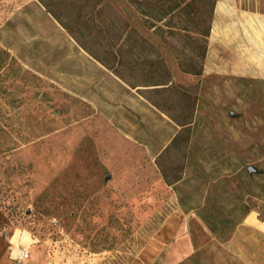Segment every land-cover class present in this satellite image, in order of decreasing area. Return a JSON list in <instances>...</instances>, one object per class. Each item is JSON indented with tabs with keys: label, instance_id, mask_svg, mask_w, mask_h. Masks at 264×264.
<instances>
[{
	"label": "rangeland",
	"instance_id": "1",
	"mask_svg": "<svg viewBox=\"0 0 264 264\" xmlns=\"http://www.w3.org/2000/svg\"><path fill=\"white\" fill-rule=\"evenodd\" d=\"M38 1L0 0V264H264V0H216L200 75L104 0L169 70L135 88Z\"/></svg>",
	"mask_w": 264,
	"mask_h": 264
},
{
	"label": "trees",
	"instance_id": "2",
	"mask_svg": "<svg viewBox=\"0 0 264 264\" xmlns=\"http://www.w3.org/2000/svg\"><path fill=\"white\" fill-rule=\"evenodd\" d=\"M126 1L140 16L144 27L152 30L174 52L182 72L193 75L202 73L216 0ZM38 2L82 49L124 86L135 88L172 85L169 70L159 51L104 0ZM82 37L94 41L97 48L101 47L103 61L98 53H92L91 44L87 45ZM134 67L142 68L144 76L149 80L145 83H131L126 77L127 70ZM177 124L180 127L189 125L184 122ZM176 138L177 135L172 139V144ZM179 180L180 177L173 182ZM249 211V206L244 209V213Z\"/></svg>",
	"mask_w": 264,
	"mask_h": 264
},
{
	"label": "built area",
	"instance_id": "3",
	"mask_svg": "<svg viewBox=\"0 0 264 264\" xmlns=\"http://www.w3.org/2000/svg\"><path fill=\"white\" fill-rule=\"evenodd\" d=\"M27 256V252L23 249L17 250L16 257L19 258V260L24 259Z\"/></svg>",
	"mask_w": 264,
	"mask_h": 264
},
{
	"label": "water",
	"instance_id": "4",
	"mask_svg": "<svg viewBox=\"0 0 264 264\" xmlns=\"http://www.w3.org/2000/svg\"><path fill=\"white\" fill-rule=\"evenodd\" d=\"M249 172H253L252 167H248Z\"/></svg>",
	"mask_w": 264,
	"mask_h": 264
}]
</instances>
